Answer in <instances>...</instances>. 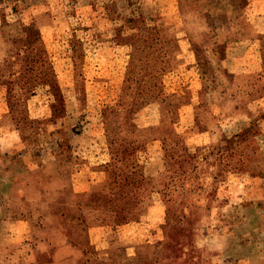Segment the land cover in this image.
Returning <instances> with one entry per match:
<instances>
[{
	"label": "rangeland",
	"instance_id": "rangeland-1",
	"mask_svg": "<svg viewBox=\"0 0 264 264\" xmlns=\"http://www.w3.org/2000/svg\"><path fill=\"white\" fill-rule=\"evenodd\" d=\"M0 264H264V0H0Z\"/></svg>",
	"mask_w": 264,
	"mask_h": 264
},
{
	"label": "crops",
	"instance_id": "crops-1",
	"mask_svg": "<svg viewBox=\"0 0 264 264\" xmlns=\"http://www.w3.org/2000/svg\"><path fill=\"white\" fill-rule=\"evenodd\" d=\"M20 223H21V221H19ZM19 225V224H18ZM128 230L126 231V233H125V235H123V234H121L120 233V237L122 238L123 237V239H126V240H129L128 239V237L129 236H132V235H130V234H133V232L135 231V228H133V227H129V228H127ZM97 230V229H96ZM101 231H105L104 229H101L100 231H98V232H101ZM103 237L104 236V234L102 233V234H100V237Z\"/></svg>",
	"mask_w": 264,
	"mask_h": 264
}]
</instances>
